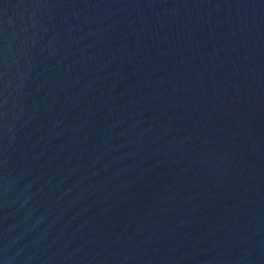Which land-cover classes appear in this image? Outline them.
<instances>
[{
    "label": "water",
    "instance_id": "95a60500",
    "mask_svg": "<svg viewBox=\"0 0 264 264\" xmlns=\"http://www.w3.org/2000/svg\"><path fill=\"white\" fill-rule=\"evenodd\" d=\"M0 264H264V0H0Z\"/></svg>",
    "mask_w": 264,
    "mask_h": 264
}]
</instances>
